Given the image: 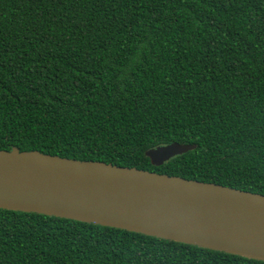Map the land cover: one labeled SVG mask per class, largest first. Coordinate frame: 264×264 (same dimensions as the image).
I'll use <instances>...</instances> for the list:
<instances>
[{
	"label": "trees",
	"instance_id": "obj_1",
	"mask_svg": "<svg viewBox=\"0 0 264 264\" xmlns=\"http://www.w3.org/2000/svg\"><path fill=\"white\" fill-rule=\"evenodd\" d=\"M195 149L153 166L145 153ZM264 195V0H0V151ZM0 264H264L0 209Z\"/></svg>",
	"mask_w": 264,
	"mask_h": 264
},
{
	"label": "water",
	"instance_id": "obj_2",
	"mask_svg": "<svg viewBox=\"0 0 264 264\" xmlns=\"http://www.w3.org/2000/svg\"><path fill=\"white\" fill-rule=\"evenodd\" d=\"M195 149L145 156L159 167ZM0 209L135 232L264 262V195L103 162L0 151Z\"/></svg>",
	"mask_w": 264,
	"mask_h": 264
}]
</instances>
